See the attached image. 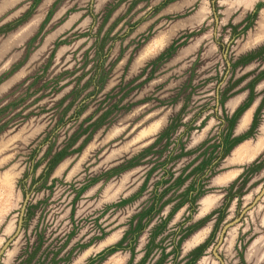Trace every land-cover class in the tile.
<instances>
[{
	"label": "rangeland",
	"instance_id": "rangeland-1",
	"mask_svg": "<svg viewBox=\"0 0 264 264\" xmlns=\"http://www.w3.org/2000/svg\"><path fill=\"white\" fill-rule=\"evenodd\" d=\"M263 185L264 0H0V264H264Z\"/></svg>",
	"mask_w": 264,
	"mask_h": 264
},
{
	"label": "water",
	"instance_id": "water-1",
	"mask_svg": "<svg viewBox=\"0 0 264 264\" xmlns=\"http://www.w3.org/2000/svg\"><path fill=\"white\" fill-rule=\"evenodd\" d=\"M264 194V185H263V188H262V190L260 191V193L255 197V199H254V201L252 202V204H250L247 208H245L243 211H242V214L244 213V212H246L247 210H249L250 208H252L253 206H254V204L262 197V195ZM238 221V219H236V220H234V221H232V222H230V223H228V224H226L224 227H223V229L221 230V233H220V236H219V240H218V242H217V244H216V246H215V248H214V250H213V254L215 255V257L219 260V261H221V259H220V257L216 254V252H215V249L219 246V244L221 243V241H222V238H223V234L225 233V231L229 228V227H231L233 224H235L236 222ZM19 226H20V222H19ZM14 237H15V235L10 239V240H8V242H6V244L2 247V249H1V252L8 246V244L14 239Z\"/></svg>",
	"mask_w": 264,
	"mask_h": 264
},
{
	"label": "crops",
	"instance_id": "crops-1",
	"mask_svg": "<svg viewBox=\"0 0 264 264\" xmlns=\"http://www.w3.org/2000/svg\"><path fill=\"white\" fill-rule=\"evenodd\" d=\"M245 123H248V120H246V122Z\"/></svg>",
	"mask_w": 264,
	"mask_h": 264
},
{
	"label": "trees",
	"instance_id": "trees-1",
	"mask_svg": "<svg viewBox=\"0 0 264 264\" xmlns=\"http://www.w3.org/2000/svg\"><path fill=\"white\" fill-rule=\"evenodd\" d=\"M201 249L203 248V246L200 247ZM200 250V249H199Z\"/></svg>",
	"mask_w": 264,
	"mask_h": 264
}]
</instances>
